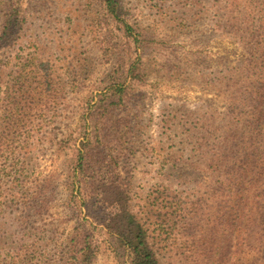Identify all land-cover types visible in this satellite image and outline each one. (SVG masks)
I'll list each match as a JSON object with an SVG mask.
<instances>
[{
	"label": "rangeland",
	"instance_id": "rangeland-1",
	"mask_svg": "<svg viewBox=\"0 0 264 264\" xmlns=\"http://www.w3.org/2000/svg\"><path fill=\"white\" fill-rule=\"evenodd\" d=\"M117 1L0 0V264H130L107 183L161 264H264V0Z\"/></svg>",
	"mask_w": 264,
	"mask_h": 264
},
{
	"label": "trees",
	"instance_id": "trees-1",
	"mask_svg": "<svg viewBox=\"0 0 264 264\" xmlns=\"http://www.w3.org/2000/svg\"><path fill=\"white\" fill-rule=\"evenodd\" d=\"M105 2L109 11L118 18V1L105 0ZM14 25L15 23L11 16H7L3 32L0 35V44L6 42L12 37L15 27ZM126 26L127 29H129V26ZM112 190V199L107 200V204L109 201L111 204L117 205V211L113 218L109 220L108 227L110 230L115 232L117 241L120 243V245L129 250L130 264H161L157 257L156 251L150 243V222H148V220H139L132 212H130L129 196L127 191L121 189V187L117 186L115 183L106 184L105 189L102 191L103 198H105L106 192L108 195L109 191ZM162 229L163 225L159 223L154 224V231H162ZM218 254L221 256L220 250ZM256 264L262 263L258 262Z\"/></svg>",
	"mask_w": 264,
	"mask_h": 264
}]
</instances>
